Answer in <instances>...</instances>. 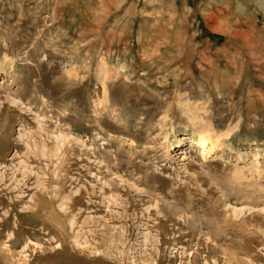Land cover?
<instances>
[{
  "label": "rangeland",
  "instance_id": "obj_1",
  "mask_svg": "<svg viewBox=\"0 0 264 264\" xmlns=\"http://www.w3.org/2000/svg\"><path fill=\"white\" fill-rule=\"evenodd\" d=\"M0 264H264V0H0Z\"/></svg>",
  "mask_w": 264,
  "mask_h": 264
},
{
  "label": "bare ground",
  "instance_id": "obj_2",
  "mask_svg": "<svg viewBox=\"0 0 264 264\" xmlns=\"http://www.w3.org/2000/svg\"><path fill=\"white\" fill-rule=\"evenodd\" d=\"M181 140H185V137H181ZM192 144L197 147L202 157H209L213 154L216 141L208 136L198 135L196 138L191 140ZM179 147V146H177Z\"/></svg>",
  "mask_w": 264,
  "mask_h": 264
}]
</instances>
